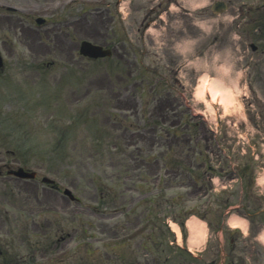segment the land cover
<instances>
[{"label": "rangeland", "instance_id": "374dc122", "mask_svg": "<svg viewBox=\"0 0 264 264\" xmlns=\"http://www.w3.org/2000/svg\"><path fill=\"white\" fill-rule=\"evenodd\" d=\"M36 1L42 3L46 0ZM61 1L49 6L46 14L39 7L30 16L33 18L40 13L51 18V22L44 27H37L42 40L50 44L51 51L40 45L37 50L39 56L48 51L45 60L54 59L58 62V66L53 69L52 83L55 89L52 106L49 110L43 107L41 111H27L24 117L12 113L16 112L14 102L0 110V157L5 153L9 158L25 160L27 165L36 167L43 175L56 179L62 188H71L79 200H71L62 190L57 191L44 185L41 179L0 177V247L6 248V242L12 239L7 231L11 227L9 221L30 217L21 209L25 207L30 213H36L32 215L36 222L48 224V233L29 235L22 242V253H29L33 240L47 237L45 242H53L51 245H55V251L65 247L73 253L88 241L92 242L91 247L99 251L96 261L83 260L90 255L86 254V249H81L77 251L78 256L74 262L71 261V255L55 264H158V259H153L151 253L147 254L148 250L141 241L143 235L138 236L134 246L127 250L125 244L115 247L109 241L127 234L142 222L144 216L139 217L137 213L127 216L123 213L122 203L127 205L129 201L134 202L144 197V192H150L151 196L159 192V188L151 181L149 184L144 182L149 186L141 187L143 193L129 186H138L139 180H136L135 173L139 166L141 169L138 168V171L155 177L157 162H146L161 156V151L168 146L169 150H178L183 146L197 149V152H205L207 149L220 170V165L238 167L236 163L251 162L256 168V175L262 176L258 188L264 191V16L258 21L261 14L256 10L264 6V0H227L229 6L223 13L211 11L215 0H182L186 5L184 8L175 7V0H129L128 8L124 6V10L125 14H129L130 25L125 24L122 18L118 0H75L70 4L66 2L68 0ZM83 1L90 6L84 16L71 25L66 20L78 18V12L84 7ZM115 18L116 22H113ZM53 19L60 20L59 24H52ZM145 20L155 24L145 29L142 26ZM48 27L49 37L46 38ZM1 28L5 26L0 22ZM11 36L17 48L24 49V45H20ZM84 39L113 47V56L95 61L83 58L79 49ZM251 42L258 45L257 52L251 49ZM209 55L212 60L208 59ZM206 64L219 66V69L231 66L232 71L235 67L234 75L238 78L242 74L241 68H244L249 85L244 91L247 93V97L243 98L244 104L236 109L241 114L213 120L210 125L214 130L203 122L201 111H207L194 97L198 82L195 66L202 69ZM69 78L74 81L72 87L67 85L63 92H59L58 87L62 82L67 83ZM77 90L85 94V100L73 101V98H77ZM179 91L191 100L198 117L196 129L184 127L176 139L173 133H169L170 125L177 121L173 115L179 110H185L183 103L187 101L181 98ZM87 93L98 94L95 103H103L106 109L102 110L101 105L97 104L99 107L94 106L86 111L85 106L83 115L77 118L79 122L69 132L68 141L65 138L59 139L61 124L70 115L72 108H84ZM60 108L67 110V116L59 115ZM50 111L51 117L46 115ZM31 113L37 115V119ZM93 113L98 115L102 125L113 131V137L118 142L116 150L103 148L107 145L106 140L103 143L96 142L102 146L92 142ZM56 123L60 126H56ZM189 138L191 141H188ZM218 146L223 147V150L220 151ZM9 150H15L16 155L9 154ZM48 151L52 153L48 155ZM60 153L64 156H59ZM165 158L170 160L171 157L165 155ZM187 159L195 162L193 154ZM118 165L123 167L121 175ZM168 172L171 174L173 171ZM225 174L216 177L218 180L216 182L215 179L214 185L227 183L231 176ZM117 180L121 187L118 193L124 195L107 196L108 192H115ZM177 181L180 183L179 178L173 180ZM239 183H235L232 188V192H235L233 200L237 199ZM205 184L200 189L192 182L187 192L184 190L185 195L191 198V204L199 208L208 201L209 194H203L210 184L207 185V181ZM257 193L261 194L255 189L251 198L244 199L248 210L258 204L264 205V196L261 195L259 203ZM211 201L214 206L219 204L216 200ZM121 217L123 219L121 222L119 220V225L123 226L117 233L115 221ZM125 220L130 222L124 224ZM256 221L251 223L250 236L244 240L240 236L234 251L237 257H249L248 264H264V224L260 220ZM218 245L217 241H213L214 248H211L210 254L206 253L202 261L195 262L206 264L208 257L215 255L214 250L218 251ZM219 259L220 254L215 255L216 264Z\"/></svg>", "mask_w": 264, "mask_h": 264}, {"label": "bare ground", "instance_id": "6f19581e", "mask_svg": "<svg viewBox=\"0 0 264 264\" xmlns=\"http://www.w3.org/2000/svg\"><path fill=\"white\" fill-rule=\"evenodd\" d=\"M225 86V82L224 81H220V80H213L212 84H211V88H212V91L214 90H217L216 91V95L219 94V90H223V88ZM202 88V87H201ZM201 88H198V94L203 97L202 93H203V90H201ZM215 95V93H214ZM232 222L233 223H236V222H241V219L237 218V217H234L232 219ZM191 227H192V231L194 232L193 234V242H196L198 239L202 240V238H200V235L203 231V224L201 222H198V221H192L191 222ZM245 228V226H244Z\"/></svg>", "mask_w": 264, "mask_h": 264}]
</instances>
